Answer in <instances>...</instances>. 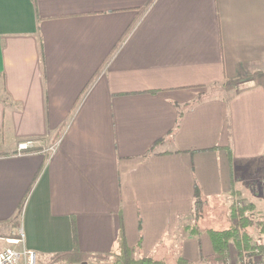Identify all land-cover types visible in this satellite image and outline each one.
<instances>
[{"label": "crops", "instance_id": "1", "mask_svg": "<svg viewBox=\"0 0 264 264\" xmlns=\"http://www.w3.org/2000/svg\"><path fill=\"white\" fill-rule=\"evenodd\" d=\"M196 183L264 198V0H0V227L22 248L196 262Z\"/></svg>", "mask_w": 264, "mask_h": 264}, {"label": "trees", "instance_id": "2", "mask_svg": "<svg viewBox=\"0 0 264 264\" xmlns=\"http://www.w3.org/2000/svg\"><path fill=\"white\" fill-rule=\"evenodd\" d=\"M235 193L232 192V194ZM209 204H211L210 199L204 194L202 187L196 183L194 204L190 213L192 221L187 224V228L184 227V230L191 235L197 236L204 232L209 233L214 253L203 255L201 252V261H206L210 264H225L232 253V247L235 249V255L241 258V263L244 261V252L249 255L255 251L264 253V243L255 245L253 243L254 229H257L259 233H264V218L258 213L254 202L237 199L232 201L227 208L219 210L218 214H216L217 219L219 221L225 219V222L221 225H218L213 218L209 217L208 212H211L210 208L208 210ZM136 248H139V245ZM89 256L92 255L85 253L76 246L70 251L56 253L51 262L75 263L85 261ZM93 256L98 259L112 258L113 264H166L164 261L156 260L152 257L133 258L131 249L123 237L120 240L119 253H98L93 254ZM176 264L191 263L186 259L180 258Z\"/></svg>", "mask_w": 264, "mask_h": 264}, {"label": "built area", "instance_id": "3", "mask_svg": "<svg viewBox=\"0 0 264 264\" xmlns=\"http://www.w3.org/2000/svg\"><path fill=\"white\" fill-rule=\"evenodd\" d=\"M32 146L30 140L21 141L18 144V150H28ZM52 148V147H51ZM24 231L22 228L18 229L15 236L0 237V264H113L109 261H102L92 263L89 261L66 263V262H48L43 261L38 253L32 249L22 248L24 241ZM4 243V245L2 244ZM191 264H210L206 261H197ZM241 264H264L263 261L255 262L250 258L244 256V261Z\"/></svg>", "mask_w": 264, "mask_h": 264}, {"label": "rangeland", "instance_id": "4", "mask_svg": "<svg viewBox=\"0 0 264 264\" xmlns=\"http://www.w3.org/2000/svg\"><path fill=\"white\" fill-rule=\"evenodd\" d=\"M213 91L215 92V89H213ZM243 200L248 201L246 199H243ZM211 203L212 204H209V207H208V210L210 208L211 212H208V214L210 215L209 217H211V219L212 218L215 219L216 214H218L219 210L225 208V206H223L221 204V202H216V203L211 202ZM254 203L256 205V209L258 210V213H260V216H262L264 218V198L263 199H258ZM187 221H189V222L192 221L190 215L187 217ZM18 229L19 228H18L17 222H13V224L11 226L9 225V226H7L5 228L0 227V237L15 236L17 234V232H18ZM263 235H264V233H259L257 229H254V231H253V243H254V245L255 244H259V242H257L258 240L255 241V239L261 240ZM2 244L4 245V243H2ZM243 255L248 257V258H250L252 261H255V262L263 261V263H264V253L255 251V252H253V254L249 255L248 253L244 252ZM240 259L241 258L239 256L235 255V249H234V247H232V253L229 256V258L227 259V261L225 262V264H241V260ZM198 261H201L200 258H199Z\"/></svg>", "mask_w": 264, "mask_h": 264}, {"label": "bare ground", "instance_id": "5", "mask_svg": "<svg viewBox=\"0 0 264 264\" xmlns=\"http://www.w3.org/2000/svg\"><path fill=\"white\" fill-rule=\"evenodd\" d=\"M80 262H83V261H80ZM66 263H68V262H66ZM76 263V262H75Z\"/></svg>", "mask_w": 264, "mask_h": 264}]
</instances>
